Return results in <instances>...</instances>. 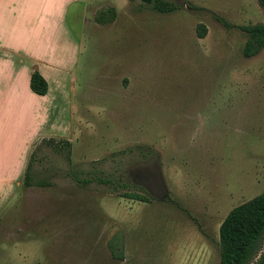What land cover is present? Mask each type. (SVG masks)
Segmentation results:
<instances>
[{
    "label": "rangeland",
    "instance_id": "rangeland-1",
    "mask_svg": "<svg viewBox=\"0 0 264 264\" xmlns=\"http://www.w3.org/2000/svg\"><path fill=\"white\" fill-rule=\"evenodd\" d=\"M167 1L177 9L144 0L67 7L61 125L53 146L31 149L33 179L45 185L21 183L0 209V264L219 263L221 222L264 191V48L244 57L247 34L213 14L264 24V8ZM110 8L113 20L99 23ZM90 177L128 186L83 183ZM116 231L123 259L106 245Z\"/></svg>",
    "mask_w": 264,
    "mask_h": 264
},
{
    "label": "crops",
    "instance_id": "crops-1",
    "mask_svg": "<svg viewBox=\"0 0 264 264\" xmlns=\"http://www.w3.org/2000/svg\"><path fill=\"white\" fill-rule=\"evenodd\" d=\"M72 1L0 0V209L13 200L33 145L61 125V49L72 42L60 30ZM34 70L47 82L43 95L30 88Z\"/></svg>",
    "mask_w": 264,
    "mask_h": 264
},
{
    "label": "trees",
    "instance_id": "trees-1",
    "mask_svg": "<svg viewBox=\"0 0 264 264\" xmlns=\"http://www.w3.org/2000/svg\"><path fill=\"white\" fill-rule=\"evenodd\" d=\"M150 7L160 13H171L177 9V6L167 0H144ZM261 7L264 8V0H258ZM113 8L103 10L100 15L107 12L112 15L108 18H97L99 23H107L113 20ZM214 18L227 28L238 27L247 34V40L243 47V56L251 57L260 52L264 48V24H248L235 26L227 22L217 14H213ZM197 33L203 37L206 28L199 23ZM30 88L37 94H45L47 92V82L44 77L34 70L30 77ZM51 139L42 140L40 143L54 144ZM68 143V142H67ZM34 151L31 152L27 169L22 178L24 186H44L42 180H34L32 174L33 161L35 159ZM98 180L101 183L108 184L116 189L118 187H127L125 183L114 184L110 178H86L83 183H90ZM126 198L147 201L146 196L137 192H123ZM264 242V191L252 197L251 199L234 206L225 216L219 227V263L218 264H249L254 256L261 250V244ZM107 248L111 255L116 259H123L124 254V234L122 231L114 232L106 242ZM254 264H264V248L259 259Z\"/></svg>",
    "mask_w": 264,
    "mask_h": 264
}]
</instances>
